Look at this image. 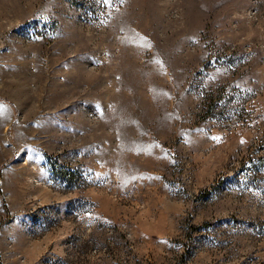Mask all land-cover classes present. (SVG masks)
I'll return each mask as SVG.
<instances>
[{"label":"rangeland","instance_id":"374dc122","mask_svg":"<svg viewBox=\"0 0 264 264\" xmlns=\"http://www.w3.org/2000/svg\"><path fill=\"white\" fill-rule=\"evenodd\" d=\"M0 264H264V0H0Z\"/></svg>","mask_w":264,"mask_h":264},{"label":"crops","instance_id":"0c3cea01","mask_svg":"<svg viewBox=\"0 0 264 264\" xmlns=\"http://www.w3.org/2000/svg\"><path fill=\"white\" fill-rule=\"evenodd\" d=\"M31 44H32V43H31ZM43 46H45V45H43ZM31 47H35V48H36V47H41V48H42V42H39V43H33V45H32ZM67 47H68V45H66V48H67ZM37 50H38V49H37ZM30 55H31L32 59L38 57L37 54L32 55V53H31ZM68 71L71 72V71H72V68L68 69ZM73 71L75 72L76 75H78L80 72H81V73H84V71H83V67L80 66V65H77V64H76L75 69H74Z\"/></svg>","mask_w":264,"mask_h":264},{"label":"built area","instance_id":"2783aa9c","mask_svg":"<svg viewBox=\"0 0 264 264\" xmlns=\"http://www.w3.org/2000/svg\"><path fill=\"white\" fill-rule=\"evenodd\" d=\"M100 5V4H99ZM103 5H100V14H101V11L103 10ZM100 14H99V16L97 17V18H94V20L93 21H95V19H100L101 17H100ZM39 30V28H37V34H38V31ZM37 34H31L30 35V38H37L38 37V35Z\"/></svg>","mask_w":264,"mask_h":264}]
</instances>
